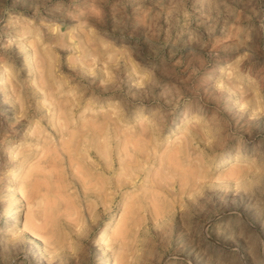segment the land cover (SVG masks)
Returning <instances> with one entry per match:
<instances>
[{
  "label": "rangeland",
  "instance_id": "1",
  "mask_svg": "<svg viewBox=\"0 0 264 264\" xmlns=\"http://www.w3.org/2000/svg\"><path fill=\"white\" fill-rule=\"evenodd\" d=\"M3 69L0 264H264V0H0Z\"/></svg>",
  "mask_w": 264,
  "mask_h": 264
},
{
  "label": "bare ground",
  "instance_id": "2",
  "mask_svg": "<svg viewBox=\"0 0 264 264\" xmlns=\"http://www.w3.org/2000/svg\"><path fill=\"white\" fill-rule=\"evenodd\" d=\"M7 79H8V72H7L6 69H3V70L0 72V82H1V81H7ZM72 134H73V133H72ZM70 136H71V135H70ZM73 136H74V135H72L71 138H72ZM76 139H77V138H76ZM75 142H77V141H75ZM75 142H74V144H76ZM65 143H66V142H65ZM65 143H64V144H65ZM71 143H72V140L69 141L68 146H69V147H72V146L75 147V145H73V144H72V146H71ZM62 146H63L66 150H68L66 144H65V146H64V145H62ZM181 149H182V148H180V150L177 149V150H179L178 152L182 151ZM62 150H63V149H62ZM177 150H176V152H177ZM63 151H64V150H63ZM69 151H70V150H69ZM66 153H67V152H66ZM69 153H70V152H69ZM67 154H68V153H67ZM68 157H69V155H68ZM229 158H230L229 155H227V156L221 158L219 164H224L226 161L229 160ZM42 176H43V175H42ZM40 178H41V180H42V177H40ZM30 179H31V178H30ZM32 179H33V178H32ZM34 179H36V180H35V181H33V180L31 181V182H32V185H33L34 183L37 184L38 182H39L38 184L40 185V182H41V181H38V180H40V179H39V178H35V176H34ZM36 181H38V182H36ZM31 182H30V183H31ZM30 183H29V184H30ZM36 184H35V185H36ZM30 185H31V184H30ZM28 186H29V185H28ZM43 186H44V185H43ZM31 187H32V186H31ZM38 187H39V186H38ZM38 187H37V189H38ZM26 188H27V187H26ZM29 188H30V186H29ZM31 189L33 190V192H34V190H37V189L34 188V187L31 188ZM87 189H88V188H87ZM87 189H86V190H87ZM27 190H28V188H27ZM46 190H47V188H46ZM28 191H31V190H28ZM41 193H42V192H41ZM41 193H40V194H41ZM25 194H26V193H25ZM34 194H35V193H34ZM36 194H37V193H36ZM43 195H44V194H42V196H43ZM34 196H35V195H34ZM37 196H38V195H37ZM26 197H27V196H26ZM32 197H33V195H32ZM40 197H41V196H40ZM43 197H44V196H43ZM27 198H28V197H27ZM29 199H30V198H29ZM102 234H103V231H102L100 237L102 236ZM100 237H99V238H100Z\"/></svg>",
  "mask_w": 264,
  "mask_h": 264
}]
</instances>
